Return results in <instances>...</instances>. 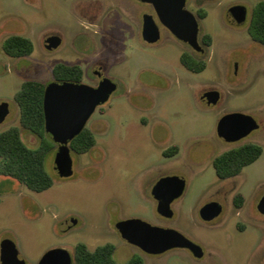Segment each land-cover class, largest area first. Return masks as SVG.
Returning a JSON list of instances; mask_svg holds the SVG:
<instances>
[{"label": "rangeland", "instance_id": "374dc122", "mask_svg": "<svg viewBox=\"0 0 264 264\" xmlns=\"http://www.w3.org/2000/svg\"><path fill=\"white\" fill-rule=\"evenodd\" d=\"M260 0H187V8L200 23V41L213 37L205 54L203 71L192 72L181 55L190 47L172 37L152 4L140 0H0V103L10 113L0 132L21 126L16 92L26 79L49 85L57 63L79 64L83 82L97 86L95 69L117 84L110 99L97 107L87 125L97 142L87 153L72 151L74 173L60 177L55 167L58 144L46 155L45 166L54 178L49 189L36 192L9 176H0V264L5 240H12L26 264H38L54 248L73 256L84 242L94 250L113 243L114 257L125 262L134 254L145 264H264V215L258 203L264 196V46L250 36L253 10ZM247 9L246 21L234 25L229 14ZM206 11L201 18L200 10ZM153 14L161 38H143V17ZM28 36L30 55L13 57L3 49L12 35ZM59 36L49 50L45 40ZM239 72L238 74L236 72ZM217 90L220 98L208 105L201 96ZM243 112L259 128L245 138L224 141L218 135L223 116ZM24 141L37 147L41 137L21 126ZM246 142L263 146L262 155L242 173L220 179L213 165L220 153ZM178 144L173 156L164 150ZM186 180L183 194L172 203L173 216L158 212L153 195L164 176ZM220 191V194H218ZM243 206L234 204L236 192ZM218 199L219 216L205 221L200 209ZM141 218L154 225L174 228L199 244L205 253L194 258L188 248L149 254L125 241L117 225Z\"/></svg>", "mask_w": 264, "mask_h": 264}, {"label": "water", "instance_id": "95a60500", "mask_svg": "<svg viewBox=\"0 0 264 264\" xmlns=\"http://www.w3.org/2000/svg\"><path fill=\"white\" fill-rule=\"evenodd\" d=\"M152 4L160 22L180 40L190 44L197 51H204L200 43V23L195 13L187 8V0H140ZM229 21L241 25L246 21L247 9L235 8L229 14ZM143 38L155 43L161 38V28L153 14L143 17ZM61 43L59 36H50L45 40L49 50L56 49ZM117 84L104 77L98 86L83 81H54L47 85L44 94L45 125L48 134L58 144L55 167L60 177H69L74 173V159L71 141L86 127L97 107L106 103ZM208 105L216 104L220 98L217 90H210L203 96ZM10 113V103H0V124ZM259 128L258 121L243 112H232L221 118L218 135L228 142L239 141ZM186 187V180L178 175L162 177L153 188L158 212L166 217L173 216L172 203L180 197ZM258 209L264 214V196L258 203ZM223 206L212 201L200 209L201 217L211 221L221 214ZM117 231L125 241L138 246L149 254H161L173 248H188L196 257L204 254L203 248L182 232L154 225L141 218H130L117 225ZM2 264H26L12 240H5L1 248ZM38 264H73L72 254L64 248H54L46 252Z\"/></svg>", "mask_w": 264, "mask_h": 264}, {"label": "trees", "instance_id": "16d2710c", "mask_svg": "<svg viewBox=\"0 0 264 264\" xmlns=\"http://www.w3.org/2000/svg\"><path fill=\"white\" fill-rule=\"evenodd\" d=\"M198 15L205 18L203 9ZM249 32L256 41L264 43V0H260L253 10ZM204 43L210 46L213 37L209 33L202 36ZM4 51L13 57L30 55L34 51L32 39L25 35L12 34L3 42ZM182 63L190 70L199 72L206 68L205 60L192 57L188 52L181 56ZM55 81H79L84 77V69L79 64L57 63L53 69ZM47 84L36 79H26L15 94L20 108L21 126L41 137V143L33 148L27 145L21 133V126L13 125L0 132V174L18 179L31 190L42 192L54 184V178L46 169L47 153L56 146L46 130L44 113V94ZM94 132L86 126L70 143L72 151L87 153L96 144ZM179 151L175 144L165 150V155L173 156ZM263 153V146L257 142H246L230 148L213 160L217 176L228 179L242 173L243 169L255 162ZM244 196L237 194L234 204L243 206ZM116 246L113 243L99 245L91 250L86 243L76 246L74 259L77 264H145L144 258L134 254L125 262H118L115 257Z\"/></svg>", "mask_w": 264, "mask_h": 264}, {"label": "flooded vegetation", "instance_id": "af4514ba", "mask_svg": "<svg viewBox=\"0 0 264 264\" xmlns=\"http://www.w3.org/2000/svg\"><path fill=\"white\" fill-rule=\"evenodd\" d=\"M165 28H167L166 26H165ZM168 29V28H167ZM169 30V29H168ZM169 32H170V34L172 35V37L173 38H175L176 40H178L179 42H181V43H183V44H186L187 46H189L191 49H190V51L188 52L190 55H192V57L194 58V60H195V57L197 58V59H201V60H204V59H202V58H200V57H198V55H196V53L197 54H205L206 53V44L204 43V41H203V39H202V41H200V43H201V45L203 46V48H204V51H197V50H195V48H193L190 44H188V43H186V42H184V41H182V40H180L175 34H173L170 30H169ZM250 33V32H249ZM161 34H162V32H161ZM250 36H251V34H250ZM251 38H252V36H251ZM253 39V38H252ZM200 40V39H199ZM253 41L256 43V44H259L260 46H264V43H262V42H260V41H256V40H254L253 39ZM196 52V53H195ZM184 54V53H183ZM182 54V55H183ZM181 55V56H182ZM184 65V64H183ZM186 67V66H185ZM187 68V67H186ZM188 69V68H187ZM190 70V69H189ZM192 71V70H191ZM94 72H95V74L98 76V78H99V83H100V81L104 78V77H106L104 74H103V71H101L100 69H95L94 70ZM192 72H194L195 73V71H192ZM237 74L239 73L238 71L236 72ZM99 83H98V85H99ZM97 85V86H98ZM201 101L202 102H204V98L201 96ZM205 103V102H204ZM164 154H165V150H164ZM0 176H6V175H2V174H0ZM235 177V176H234ZM232 178V177H231ZM229 179V178H228ZM4 186H2V183H1V180H0V188H3ZM218 194H220V191H219V193ZM237 194H242L243 195V193L242 192H236L235 193V195H234V198H235V196L237 195ZM244 196V195H243ZM212 201H217V202H219L222 206H223V204L218 200V199H213V200H211V201H209V202H212ZM233 201H234V199H233ZM208 202V203H209ZM257 208H258V206H257ZM223 209H224V206H223ZM258 211H259V209H258ZM260 212V211H259ZM261 213V212H260ZM261 214H263V213H261ZM264 215V214H263ZM206 221V220H205ZM191 252V254L193 255V257L194 258H197V259H200V258H203L204 256H205V253L203 254V256H201V257H196L193 253H192V251H190Z\"/></svg>", "mask_w": 264, "mask_h": 264}]
</instances>
